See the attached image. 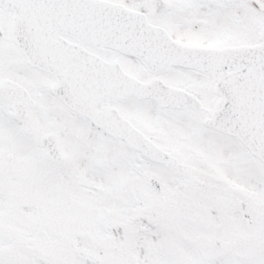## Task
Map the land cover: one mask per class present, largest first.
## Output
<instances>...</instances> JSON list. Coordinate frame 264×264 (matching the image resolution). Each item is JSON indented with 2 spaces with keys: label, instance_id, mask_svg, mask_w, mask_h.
Masks as SVG:
<instances>
[{
  "label": "snow or ice",
  "instance_id": "snow-or-ice-1",
  "mask_svg": "<svg viewBox=\"0 0 264 264\" xmlns=\"http://www.w3.org/2000/svg\"><path fill=\"white\" fill-rule=\"evenodd\" d=\"M0 264H264V0H0Z\"/></svg>",
  "mask_w": 264,
  "mask_h": 264
}]
</instances>
